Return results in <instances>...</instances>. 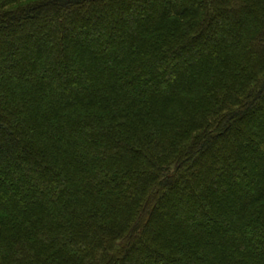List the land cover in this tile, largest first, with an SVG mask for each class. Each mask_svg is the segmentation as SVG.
<instances>
[{
  "label": "trees",
  "instance_id": "1",
  "mask_svg": "<svg viewBox=\"0 0 264 264\" xmlns=\"http://www.w3.org/2000/svg\"><path fill=\"white\" fill-rule=\"evenodd\" d=\"M136 1L0 0V264H264V0Z\"/></svg>",
  "mask_w": 264,
  "mask_h": 264
},
{
  "label": "rangeland",
  "instance_id": "2",
  "mask_svg": "<svg viewBox=\"0 0 264 264\" xmlns=\"http://www.w3.org/2000/svg\"><path fill=\"white\" fill-rule=\"evenodd\" d=\"M150 1H151V3H144V2H138V1H136V3L134 4L135 7L133 6L131 8L132 9L133 8L143 9V10L146 11L147 14H150V11L149 10H150L151 5H155L154 3L157 2L158 0H150ZM209 178L210 177L208 176L207 179H209ZM164 249L162 248V251H166L168 248H165L164 247Z\"/></svg>",
  "mask_w": 264,
  "mask_h": 264
}]
</instances>
